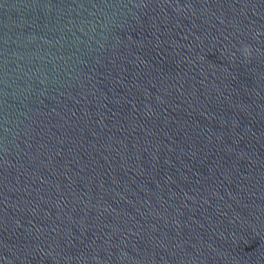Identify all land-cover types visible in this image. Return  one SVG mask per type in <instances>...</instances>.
Wrapping results in <instances>:
<instances>
[{
	"label": "water",
	"instance_id": "obj_1",
	"mask_svg": "<svg viewBox=\"0 0 264 264\" xmlns=\"http://www.w3.org/2000/svg\"><path fill=\"white\" fill-rule=\"evenodd\" d=\"M0 264H264V0H0Z\"/></svg>",
	"mask_w": 264,
	"mask_h": 264
},
{
	"label": "clouds",
	"instance_id": "obj_2",
	"mask_svg": "<svg viewBox=\"0 0 264 264\" xmlns=\"http://www.w3.org/2000/svg\"><path fill=\"white\" fill-rule=\"evenodd\" d=\"M245 52L247 53V52H248V50H247V49H245Z\"/></svg>",
	"mask_w": 264,
	"mask_h": 264
}]
</instances>
